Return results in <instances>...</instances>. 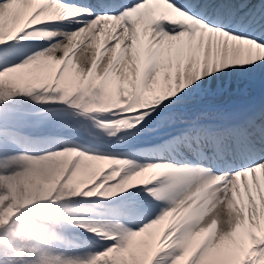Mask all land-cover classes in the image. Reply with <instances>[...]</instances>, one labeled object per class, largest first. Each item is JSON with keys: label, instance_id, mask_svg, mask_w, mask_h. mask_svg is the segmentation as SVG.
I'll return each instance as SVG.
<instances>
[{"label": "snow or ice", "instance_id": "obj_1", "mask_svg": "<svg viewBox=\"0 0 264 264\" xmlns=\"http://www.w3.org/2000/svg\"><path fill=\"white\" fill-rule=\"evenodd\" d=\"M53 2L78 14L26 27L41 12L43 0H0V18L13 33L0 41V217L7 220L0 224V264H159L173 251L161 244L171 231L167 217H161L178 209L180 201L163 202L167 206L162 214L136 230L125 223L114 225L116 231L89 230L113 242L90 259L69 253L64 233L72 223L65 219L66 209L55 207L58 202L19 209L13 179L37 163L32 158H46L43 167L56 181L82 182L85 188L100 182L93 158L133 162L100 154L102 138L81 124L74 130L87 137L85 150L63 147L40 155L19 151L28 144L61 139L36 133L63 120L66 112L74 119L87 114L91 119L86 120L102 130L129 121L130 126L119 131L133 133L128 153L157 157L152 164L175 166L200 181V187L211 186L216 208L191 232L181 257L192 264H200L205 256L222 264H264V232L240 230L229 236L236 213L230 221L220 218L221 209L227 214L229 201L237 211L264 215V0H47L49 6ZM81 30L98 38L101 55L95 67L93 49L88 48L91 38L65 59L64 45ZM42 31L57 35L49 40L29 35ZM15 43L33 44L36 51L18 62L9 51ZM130 67L131 102L123 95ZM84 77L97 97L110 92L116 99L121 93L118 102L124 107L92 113L88 98L81 96ZM145 133H163V138L148 146L135 143ZM134 166L139 170L146 164ZM138 187L153 198L151 190L159 185L139 179L104 197ZM9 212L15 215L9 217ZM143 212V205L133 202L125 215ZM212 219L217 221L214 232H201Z\"/></svg>", "mask_w": 264, "mask_h": 264}, {"label": "bare ground", "instance_id": "obj_2", "mask_svg": "<svg viewBox=\"0 0 264 264\" xmlns=\"http://www.w3.org/2000/svg\"><path fill=\"white\" fill-rule=\"evenodd\" d=\"M51 8H42L41 12L37 16V18L33 19L30 21L26 27H30L34 24L42 23L47 20H56L57 17L52 16L49 12ZM67 19V18H64ZM0 24H3L2 18H0ZM4 26V24H3ZM13 33L9 35L11 37ZM30 36H35L39 39L42 40H49L52 39L57 35L55 32H37V33H31L29 34ZM92 39L93 43L88 45L89 49H93L92 52V61H93V67H95L96 63L99 62L100 59V49H99V44H98V38L93 37L91 34L90 30H81L79 33H73L71 37L68 39L67 43L64 45V55L67 53H72L75 50L79 49L81 45H83L88 39ZM3 40V39H2ZM0 40V41H2ZM22 47H29L36 49V47L33 44L30 43H20ZM41 59H46L43 56ZM69 65L72 64V61H68ZM131 68V67H130ZM82 74V73H81ZM90 75V74H89ZM128 77V78H127ZM126 77V82L128 83L129 87L126 89V92L129 96L131 97L129 102L132 101L134 92L131 84L133 77L131 78L129 74L127 73ZM89 89L90 91H94L92 87L88 86V78L84 77L82 80V87L80 89L81 95L83 94L84 89ZM110 96H113L112 93L108 92ZM121 93H117L116 97H119ZM128 111H134L135 108H129L127 109ZM67 116H71V120H75V125L76 124H81L84 125L85 127L88 128L89 131H91L94 127L91 123L86 126V124L79 121V118L73 117V114L70 112H66L64 119L60 121H54L49 124H47L43 129H39L37 132L39 133H44L46 130H51L49 131L50 133H58L59 138H61L64 141H67V134L70 131H75L74 126L72 127L70 124L67 127ZM119 124V127H116V124ZM152 122H150L151 124ZM123 125H130V122L127 120H120L115 122L112 125H106L105 128L108 130L101 132V135L99 137H103L105 140L102 139V145L103 147H106L107 149H113L118 147V145H124L128 146L129 145V140L130 137L133 135L132 131H127V132H119L122 130ZM47 127V128H46ZM127 128V127H125ZM53 129V130H52ZM96 131H99V129H96ZM108 131H112L113 133L117 134L114 137H110L108 135ZM154 134H149L145 133L143 135H140L136 138V142H145V138L149 137ZM61 136V137H60ZM112 139H115L118 143L115 145H110V142ZM60 140V142H62ZM148 141V140H146ZM122 142V143H121ZM55 143H52L50 145V148L53 147ZM120 148V147H119ZM140 164H146L145 168L141 169L140 171H137L133 174H130L122 179V181L118 182L117 185H115L116 188L119 190L122 188H127L130 184H135L137 180L139 179H145L150 178L151 174H154L156 171L161 170V169H169V171L173 176H175V184L173 186L169 185L166 187H160L157 189L154 193L153 196L154 198H160L164 199V202H172V201H180V205L178 209H173L171 213L165 212L161 219H164L167 217V222L168 225L171 226L173 224L178 225L177 230L179 233H181V241L184 244V248L187 249L188 243H189V238L191 236V232L195 230L198 226L200 221L204 219V217L208 216L209 213H211L215 208L216 205L214 203V198L215 194L210 192V185L200 187V181L195 180L192 175L188 172L182 171L181 169L176 168L175 166L172 165H167L165 167L162 166V164H152L151 162H156V159H149V158H141L140 159ZM142 173V175H141ZM127 182V183H125ZM13 186L15 187V180L13 179ZM53 186V185H52ZM37 188L30 186V190H36ZM46 196L48 195V189L43 188L42 190ZM121 195V194H120ZM166 207L167 205L164 204ZM195 209L198 214L194 215L191 214V211ZM236 213L235 220L236 224L232 231L228 232L227 235L233 236L240 230H246L249 233L252 232V230H259V231H264V215H259L256 213H249L246 209L241 208L239 211H237L236 207L233 205L232 201H229L228 204V212L227 214H224V210L221 209L220 213V218L225 221H230L231 214ZM199 215V216H197ZM217 221L215 219H212L211 224L208 226L207 229L201 228V232H209L212 233L214 232L215 226H216ZM182 224V225H181ZM130 227V226H128ZM133 230H136L138 228L130 227ZM225 228H227V224H225ZM141 231H143L141 229ZM134 235V233H133ZM199 235V233H197ZM178 262L181 263H188V259H185L181 257V255L178 257ZM207 263V264H222V262H217V261H211L207 259V257H202L200 264Z\"/></svg>", "mask_w": 264, "mask_h": 264}, {"label": "rangeland", "instance_id": "obj_3", "mask_svg": "<svg viewBox=\"0 0 264 264\" xmlns=\"http://www.w3.org/2000/svg\"><path fill=\"white\" fill-rule=\"evenodd\" d=\"M11 33L12 32L9 29H6L3 26V24H0V40L5 39L6 37H9V35ZM22 49H23V47L22 46L20 47V43H15V44L10 46L9 51L11 53H15L16 51H20ZM20 55H21V52L18 53L17 55H15V57L18 58ZM16 58H12V59L15 60ZM128 74L130 77H133L134 76V69L129 68ZM93 95H94V92L86 89L84 91L82 97L88 98L87 102H90ZM123 95H127V93L124 92ZM103 96H105V95H101V97H103ZM67 127H68V125H67ZM68 147H70V146H68ZM32 159H36L37 163L31 169L24 171L22 173H18L17 176L14 178L15 184H16V186L14 187L15 203H16V201L21 202V203H18V207L22 204V205H26L27 207L32 205L31 206L32 208H36V207H42V206L48 205L49 201L56 202V199H54L53 197H54V195H55V193H56V191L60 185V182L57 183V181L55 180L51 171L49 169L43 167V160L46 158L43 157V158H32ZM93 159L95 160L96 165H97V170L100 173L102 171L101 167L103 165L104 166H113V165L118 164L113 159H106L105 161H103L104 158H102V157H95ZM101 162H102V164H101ZM111 169H112V171H110V174L108 176H106L107 174L100 175L98 177V179L102 178L99 180L100 182L98 184H93L91 187L85 188L84 184L82 182H80V184L77 186V191L81 192V195L85 198L82 197V199H80V201H77L76 203H72L73 205L70 207L66 208V206H63V208L67 210L65 213L71 212V210H73L71 207H75V206H77V208L73 211L78 213V211L81 210V208H78L79 203H83V202L86 203V202H88V200H92V199L94 200L96 197L105 198L104 197L105 193H108L114 189L119 190L118 188L115 187V185H117L118 182L122 181L123 177H126L130 174L129 173L127 174V170L122 174L119 173V174H121V177H119L117 182H114L113 178H115V175L111 174V172H113V168H111ZM105 179L107 180V183L103 184L102 181ZM78 183L79 182H63V186H61L60 189L69 190L72 185H76ZM30 186H33L37 189L31 191ZM43 188L48 189V195L47 196L42 191ZM89 192H96V195L95 196H89L88 195ZM57 208H62V206L61 205L57 206ZM115 212H116V214L114 216H111V219H109L107 217V216H109V214H107L105 211H102L99 209H94V217H92V218H90V217L83 218V217H78L77 215L72 219L68 218L69 220L67 222L72 223V224L66 225V231H65L64 235H65V237H71L72 238L74 236H82L83 234H86V235H88L86 238L92 244V243H94V241H91L90 237H93L94 240L96 239V237L94 236L96 234L89 232V230L93 229V225H96L101 229H103V228L106 229L108 227V224H109V227H108L109 229H107V230L111 231V228L114 227V225H116V224H122V223L126 224L127 221H125V220L128 219L127 218L128 216L121 214L118 210H116ZM13 214H14L13 212H9L8 216L11 217ZM118 215L122 216V220L120 222H115L114 217H118ZM103 217H105V221L104 220L102 221L101 219L99 220V218H103ZM124 218H126V219L123 220ZM0 219L6 220L3 217H0ZM79 223H80V225H85V226L87 225L86 229H83V228L81 229V227H79L80 226ZM116 230H118V229L115 228V231ZM81 243L82 244H79L78 247H75V248L70 247L69 253L79 255L83 259H90L92 255H94L97 252L104 251L113 242L103 240L102 245H100L98 248H96V246H93L89 243H83V242H81ZM163 243H165V241L161 242V244H163ZM92 246L94 247V249L92 248ZM181 249H185L182 244H180V247L176 251L180 252ZM95 250H97V252H95ZM174 254H175V252H171V255H174ZM104 264H106V263H104ZM167 264H170V262L168 261ZM203 264H207V263H203Z\"/></svg>", "mask_w": 264, "mask_h": 264}, {"label": "trees", "instance_id": "obj_4", "mask_svg": "<svg viewBox=\"0 0 264 264\" xmlns=\"http://www.w3.org/2000/svg\"><path fill=\"white\" fill-rule=\"evenodd\" d=\"M21 211L24 210L23 208L20 209ZM7 221L6 220H1L0 219V224H3V223H6Z\"/></svg>", "mask_w": 264, "mask_h": 264}]
</instances>
